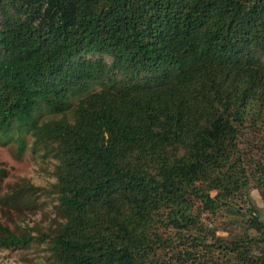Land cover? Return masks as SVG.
<instances>
[{"label": "trees", "instance_id": "trees-1", "mask_svg": "<svg viewBox=\"0 0 264 264\" xmlns=\"http://www.w3.org/2000/svg\"><path fill=\"white\" fill-rule=\"evenodd\" d=\"M263 59L264 0H0V135L55 145L52 264H264ZM240 199L256 237L192 235Z\"/></svg>", "mask_w": 264, "mask_h": 264}, {"label": "rangeland", "instance_id": "rangeland-1", "mask_svg": "<svg viewBox=\"0 0 264 264\" xmlns=\"http://www.w3.org/2000/svg\"><path fill=\"white\" fill-rule=\"evenodd\" d=\"M85 59L110 62V59L104 56H87ZM115 76L117 77H113L114 79L121 78L119 75ZM75 103L74 100L71 101L70 108L65 111L68 120ZM59 117L48 114L43 107H40L35 111L33 121L40 125ZM258 130L262 134V130ZM17 134L12 126L5 136L0 135V222L12 233L16 235L28 233L34 240L24 248L0 247V264H52L47 250L48 239L37 235H48L49 231L61 221L57 198L52 192V185L55 184L54 171L58 164L54 152L55 145L50 143L42 147V143H36L29 134L22 133L24 146L18 151ZM214 178L215 175L211 180L213 181ZM199 181L202 185L211 187L208 174H203ZM179 189L182 190L180 192L182 198L192 206V211L200 207L189 195L188 187L180 185ZM215 193V190H209L210 196H214ZM246 193V199L259 210V216L264 221V210L254 183L249 184ZM236 203L238 209L229 208L226 211L218 210L212 213L204 211L192 235L207 233V241H210L211 233H208L211 229L216 237L225 240L241 237L244 233L256 237L253 231L246 229L244 211L247 203L243 199ZM168 233L171 231L166 232ZM174 245L177 250L186 246L183 240L181 243L175 242ZM165 254L166 256L159 252L158 256L167 258L169 254L167 252Z\"/></svg>", "mask_w": 264, "mask_h": 264}]
</instances>
